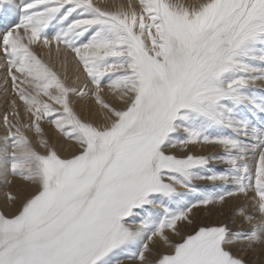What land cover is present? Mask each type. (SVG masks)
<instances>
[{
  "label": "snow or ice",
  "instance_id": "obj_1",
  "mask_svg": "<svg viewBox=\"0 0 264 264\" xmlns=\"http://www.w3.org/2000/svg\"><path fill=\"white\" fill-rule=\"evenodd\" d=\"M0 9L18 18L0 25V66L30 120L4 115L0 176L27 188L6 194L19 207L0 211V264H246L233 248L264 244V94L251 87L264 81V0H0ZM41 42L74 53L85 81L61 79L36 52ZM72 97L94 98L101 121L82 119ZM45 120L78 150L62 157L42 138ZM199 145L223 154L188 150ZM250 193L252 212L237 213L247 231L194 225L193 209ZM185 222L193 231L182 235ZM157 238L168 251L153 253Z\"/></svg>",
  "mask_w": 264,
  "mask_h": 264
},
{
  "label": "bare ground",
  "instance_id": "obj_2",
  "mask_svg": "<svg viewBox=\"0 0 264 264\" xmlns=\"http://www.w3.org/2000/svg\"><path fill=\"white\" fill-rule=\"evenodd\" d=\"M100 1L101 4L99 5L102 7H108L113 4H120V3L127 4L128 2V0H100ZM177 2L183 4H195V3H199V0H177ZM12 22H18V18L14 17ZM55 31H56L55 28H50L48 30L49 37L54 36ZM56 49H57V45L55 44V42H53L51 49L45 48L42 43L40 47L39 56L61 77V79H64L65 76H67V83H69L70 85L75 86L76 84H82L85 81L86 77L82 71V67L78 69V65L74 53H72L70 50H66L62 44L59 45V52H57ZM0 65H4V61L2 59V53H0ZM77 77H79V79H77ZM5 79L8 80L7 84L4 83ZM73 81H75V84H73ZM104 96L105 99L107 100L112 99L111 94L108 93L107 89H105ZM76 98L77 97H72V101L74 103L76 101ZM13 100L16 101V105H17L16 109H13V104H12ZM72 107L78 114H80L81 118L84 120L94 121L99 123L102 119L99 112V106L95 104L94 98H89V104L86 106L85 104H83L80 110L75 109V105L73 104ZM14 110L20 113V119L22 123H27L28 121H30L27 117L24 116L23 102L19 100V97L16 96V94L12 90L11 77L7 75L6 66H0V143H2L3 138L7 135V129L4 126V115L8 114L10 123H16V117L12 115ZM40 123H41V127L43 128L42 138L47 140L49 145L53 147L62 157L70 156L73 152L78 150V146H76L73 141L64 139L61 135L58 137L59 135L58 132L53 133V135H51L52 133L51 134L49 133L50 129L46 120L41 121ZM24 133L33 141L34 145L37 147L39 151L41 152L44 151V149L39 148V143H38L39 138L36 136L35 132L24 130ZM203 147H205V145L189 146L188 150L196 155H204L202 150ZM8 179L12 180L11 184H6L4 177L0 176V211H2L6 215H11L13 214V212H15L16 207H19V205L17 204L16 207H13L10 203H8L6 201V194L11 192L23 198L24 191L26 190L27 186L19 178L9 176ZM251 195L252 194L250 193L248 198L242 196L231 197L228 198L225 203L215 205L213 210H210V208H205L202 211L207 212L210 210L212 211V213L215 212L216 213L215 215L217 216L221 215V217L223 218L221 217L217 218L215 219V221H217L218 223L219 221H222L224 223L225 219L229 216L228 214L234 213L235 215H237V213L242 207L246 209V213L252 212V206L254 202L251 201L250 199ZM199 210L200 209L197 208V212H195V214L198 213ZM202 211L198 213L199 216L202 214ZM256 216L258 218L259 214L256 213ZM253 221L256 222V220ZM157 251L159 252L168 251V249L162 244V242H159L158 238H157V244L153 246V253H156ZM151 256L156 257L155 255H151ZM259 256L260 254L258 255V257Z\"/></svg>",
  "mask_w": 264,
  "mask_h": 264
},
{
  "label": "rangeland",
  "instance_id": "obj_3",
  "mask_svg": "<svg viewBox=\"0 0 264 264\" xmlns=\"http://www.w3.org/2000/svg\"><path fill=\"white\" fill-rule=\"evenodd\" d=\"M17 2H19V0H17ZM95 3L97 4H101L100 0H94ZM17 17L15 12H12L10 15L8 16H4L3 15V9H0V25H7L8 23H11L14 17ZM12 19V20H11ZM49 30V29H48ZM48 30H46L48 32ZM42 45V42L36 46H34L36 52L38 53V55H40V47ZM40 57V56H39ZM252 88L255 89L256 93L258 95L260 94H264V81H257L255 85L251 86ZM73 105H75V109L80 110L81 106H83V104L88 105L89 104V98H84V99H80V98H76L75 103H72ZM54 107H56L54 105ZM257 119L259 120L260 117L257 116ZM27 123H30V121H28ZM49 125V129H50V134L53 135V133H56V129L53 125ZM23 131L26 129H22ZM28 131V130H26ZM30 132H34V131H30ZM60 136V133L58 135V137ZM192 148V147H191ZM203 154L204 156H209V157H214V156H219L223 154V149L215 146V145H205V147H203ZM176 154H180V149H174L173 150ZM227 165L224 163H220V162H216V161H212L209 165H208V169L211 170H225L227 169ZM207 174V173H205ZM196 188L200 189V190H204V191H221L223 189V184L222 182H212V181H207V180H197L194 182ZM179 191H184L183 189H179ZM189 200L192 199L191 196L188 197ZM215 207V205H209L206 208H210V210H213ZM200 209V211L204 210L205 207H200L198 208ZM196 210V211H195ZM207 211V212H203L202 214L199 216L198 213L195 214V212H197V209H193V213L194 215H192V219L194 220V225L195 226H199V225H227V227L236 232V231H247L250 227L251 224L245 221V218L243 216H238L233 214H228L229 216L225 219V222L223 223L222 221H219V223L217 221H215V219L220 218V216L215 215L216 213L212 211ZM223 218V217H221ZM252 223H255L254 221ZM180 231L182 235H186V234H190L193 231V226L187 225L186 222L183 223L180 227ZM174 240L178 241L180 238L179 237H173ZM166 252V251H165ZM233 252L234 254H238L241 258H243L246 262V264H264V244H260V245H254L253 247L249 248L247 247L246 243L243 244H239L237 246H235L233 248ZM257 254V255H256ZM260 254V256L258 257V255ZM255 255V256H254ZM156 257L154 256H149V259H155ZM259 258V259H258ZM124 264H138V262L135 261H130V260H125Z\"/></svg>",
  "mask_w": 264,
  "mask_h": 264
}]
</instances>
